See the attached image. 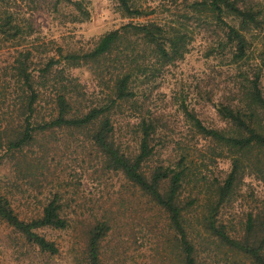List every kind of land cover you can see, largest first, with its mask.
Masks as SVG:
<instances>
[{"label": "rangeland", "instance_id": "obj_1", "mask_svg": "<svg viewBox=\"0 0 264 264\" xmlns=\"http://www.w3.org/2000/svg\"><path fill=\"white\" fill-rule=\"evenodd\" d=\"M192 1L135 0L148 16L128 18L118 0H0V21L11 18L9 29L13 32L10 36L0 33V194L10 200L21 219L29 220L39 216L58 193L65 205L64 216L70 220L66 230L39 231L57 245V255L41 252L0 220V264H85L88 231L104 218L111 220L112 229L101 243L102 264H183L173 245L176 233L170 228L168 215L122 174L101 170L96 151L84 136L70 137L63 132H57L51 140L50 133L38 136L39 142L54 145L55 151L49 152L38 175L25 178L9 159L4 131L18 122L21 86L14 75L21 55L30 54L31 70L38 76L50 58L90 51L106 33L124 25L183 19ZM254 2L264 7V0ZM189 25L194 40L187 55L164 68L149 85L139 83L138 107L125 105L114 116L116 138L125 153L135 155L140 144L137 126L142 118L153 119L157 127L153 144L157 149L145 171L161 165L175 167L184 156L187 166L198 175L195 186L201 194L197 189L192 191L191 185L183 196L185 201L199 197L196 208L187 215L197 264H252L221 244L201 224L208 197L215 198L207 186L224 182L235 157L198 134L185 110L209 128L228 130L217 105L235 99L240 87L248 85L247 79L252 80L256 72L263 71L264 92V30L248 34L249 57L246 63L233 65L230 54L224 55L219 48L224 40L219 30L213 25ZM65 69L91 97L101 95L98 80L88 67ZM40 109L41 118H50V100L46 99ZM35 153H43L38 145L26 150L29 156ZM263 210L264 180L244 176L220 209L218 224L239 239L245 233L248 216Z\"/></svg>", "mask_w": 264, "mask_h": 264}, {"label": "trees", "instance_id": "obj_2", "mask_svg": "<svg viewBox=\"0 0 264 264\" xmlns=\"http://www.w3.org/2000/svg\"><path fill=\"white\" fill-rule=\"evenodd\" d=\"M118 1L126 17L148 16V12L136 6L135 0ZM10 22L11 18L0 21V33L13 35ZM192 22L213 25L219 30L224 37L219 48L224 55L230 54L233 65H242L249 57L248 34L264 30V7L254 0H193L183 19L124 25L106 33L90 51L60 53V59L50 58L38 76L31 70L30 54L21 55L15 64L14 75L16 83L21 86L18 122L15 127H7L4 131L9 159L25 178L38 175L49 152L55 151L54 145L45 146L39 142L38 136L50 133V140L57 132L70 137L84 136L96 151L101 170L122 174L168 215L170 228L176 233L173 245L183 264H197V248L191 239L187 215L193 207L196 208L199 197L185 201L183 196L191 185L192 191L197 189L198 195L201 194V189L195 186L199 183L198 175L187 166L184 156L175 167L161 165L146 172V166L157 149L153 144L157 133L153 119L142 118L137 126L139 151L129 155L116 138L114 116L125 105L134 109L138 107L139 83L149 85L161 76L164 68L187 55L194 40V31L189 25ZM66 66L71 70L88 67L98 80L101 95L91 97L76 77L67 75ZM262 78L263 71L256 72L252 80L247 79L248 85L240 87L235 99L217 105L218 115L227 123L228 130L209 128L185 110L198 134L235 157L224 182L207 186L208 189L211 187L215 198L208 197L201 224L221 244L248 258L252 264H264V210L248 216L245 233L239 239L229 235L226 226L218 224L217 217L242 177L257 176L264 180ZM46 99L50 100L52 110L48 119L41 118L40 109ZM37 116L41 119L34 122ZM33 145L43 151L41 156L26 154ZM64 208L62 196L55 193L39 216L25 220L15 212L10 200L0 194V220L21 234L29 244L49 255H57L59 248L39 231L68 229L70 220L64 216ZM111 229V220L104 218L88 231L85 264H102L101 243Z\"/></svg>", "mask_w": 264, "mask_h": 264}]
</instances>
